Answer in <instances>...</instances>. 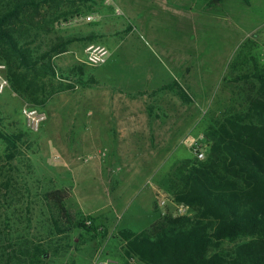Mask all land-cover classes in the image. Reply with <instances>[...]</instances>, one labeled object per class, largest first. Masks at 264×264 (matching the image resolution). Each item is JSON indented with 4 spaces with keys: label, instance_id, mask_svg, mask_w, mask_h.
<instances>
[{
    "label": "rangeland",
    "instance_id": "rangeland-1",
    "mask_svg": "<svg viewBox=\"0 0 264 264\" xmlns=\"http://www.w3.org/2000/svg\"><path fill=\"white\" fill-rule=\"evenodd\" d=\"M117 1L130 19L126 15H115L114 0H76V6L82 12H97L100 22L63 29L56 26L45 40L54 42L57 38L73 39L67 49L72 48L78 54H72L73 59L77 56L80 60L78 67L85 65L83 47L87 44L80 37L92 29L102 30L104 42L101 39L97 42L108 49L107 62L94 68L83 66L84 81H88L93 72L103 76L104 81L112 83L139 80L143 76L139 71L149 68L157 70L161 64L170 65L163 53L169 50H174L182 61L187 60L184 54L193 55L188 57L191 60L189 66L201 68L202 75L214 76L212 102L198 106L187 103L188 112L195 107V118L187 120V132L189 134L191 129L192 133L184 138L177 152L171 153L170 166L162 169L156 177L158 184L159 179L175 163L194 156L195 142L201 145L204 158L207 156L208 148L204 140L206 130L228 110L238 109L242 102L239 88L244 85L234 82V77L240 70H247L253 65L251 58L264 66V0H248V4L243 0H205L210 13H204V16L208 14L209 17L200 18L196 22V31L181 24L173 15H153L151 20L156 27V37L151 32L142 31L137 22L131 19L142 7L146 8L148 19V0ZM173 2L175 0H168L169 5L175 6ZM188 3L189 0L182 1L183 5L188 6ZM127 19L135 23L137 32L135 30L123 38L122 35L133 24H129ZM107 37L120 43L119 48L113 50L111 46L107 47ZM44 47L45 44H42ZM200 50L202 57H195V51ZM232 64L237 67L236 71L231 69ZM5 72L6 66L2 75L7 79ZM158 81L156 78L151 82ZM67 83L74 85L75 82L69 80ZM76 85L78 89L69 91L70 97H75L77 93L80 96L82 89L86 88ZM26 104L38 107L14 93L8 81V87L0 95V132L9 136L21 135V138L16 142L17 154L15 152V159L11 162L4 159L6 144L0 138V167L10 180V188L0 190V228L5 231L19 227L28 233L27 237L51 242L52 249L46 264H100L106 261L113 264H142L135 257L125 256V244L118 237V232L125 228L134 232L147 230L155 217L173 213L175 203L162 191L168 199L166 205L161 208L154 201L149 211L147 193L137 194L136 187L131 184L135 179H143V175L138 176V171L149 170L139 159H131L129 164L110 162L108 165L103 161L104 153L84 151L82 145L69 144L73 130L66 127L67 121L60 119L57 100L53 96L44 106L38 107L46 112L47 119L37 133L29 131L25 126L21 110ZM170 131L173 133L175 129L171 127ZM62 188L70 191L66 201L68 209L75 215L94 217L98 233L75 229L63 235H48L51 222L43 194ZM186 214L191 213L186 210ZM85 220L89 226L91 221L87 218Z\"/></svg>",
    "mask_w": 264,
    "mask_h": 264
},
{
    "label": "trees",
    "instance_id": "trees-1",
    "mask_svg": "<svg viewBox=\"0 0 264 264\" xmlns=\"http://www.w3.org/2000/svg\"><path fill=\"white\" fill-rule=\"evenodd\" d=\"M76 5V0H0V64L6 66L11 90L32 105L44 106L59 92L94 82L84 81L87 65L64 75L53 63L73 39L45 40L60 20L91 13ZM99 38L91 33L80 39L90 45L99 44ZM251 59L253 65L233 79L244 85L239 108L228 110L204 134L207 156L178 161L158 181L172 202L191 214L164 213L142 232L121 229L125 256L142 264H264V66ZM164 89L190 102L176 81ZM0 138L6 144L4 159L13 161L21 135L0 132ZM6 176L0 167V190L10 188ZM69 197L66 188L43 194L51 222L48 235L75 229L98 233L94 217L68 209ZM5 231L0 228V264H46L51 242L27 237L19 227Z\"/></svg>",
    "mask_w": 264,
    "mask_h": 264
},
{
    "label": "crops",
    "instance_id": "crops-1",
    "mask_svg": "<svg viewBox=\"0 0 264 264\" xmlns=\"http://www.w3.org/2000/svg\"><path fill=\"white\" fill-rule=\"evenodd\" d=\"M182 1L175 0L173 2L175 6H171L168 0H148V19L145 7L132 15L131 19L137 22L142 31L154 34L156 27L152 25L153 15L167 16L169 14L177 18L181 24L188 25L196 31V22L200 18L208 19L209 17L208 14L204 16V13H210L207 1L189 0L188 6L183 5ZM114 4H112L114 7L121 9L123 16H127L117 0H114ZM142 15L144 17L141 20ZM130 23L133 22L129 21ZM130 26L129 30L122 35L123 38L133 34L135 30L137 32L135 23ZM87 32L90 33H84L85 36L94 33L104 42L102 30L92 29ZM107 40L105 41L107 47L111 46L113 50L119 48L120 43L117 44L109 37ZM87 45L83 47L84 51ZM173 51L163 52L170 65L160 63V69L149 68L139 71L143 73L139 80L133 81V79L130 83L126 81L112 83L104 81L103 76H97L93 72L89 78H93L94 82L82 89L80 96L76 92L75 97H70L69 91L72 90L62 91L53 96L54 100L55 98L57 100L60 119L67 121L66 127H71L73 130L68 140L69 144L82 145L84 151L104 153L103 161L108 165L110 162L112 164L128 163L131 159L137 158L149 168L142 172L138 171V176L143 175V179H135L136 181L131 183L133 187H136L137 194L147 193L149 211L155 201L156 191L162 192L156 177L162 169L170 166L171 153L177 152L184 138L186 139L192 133L191 129L189 134L187 132L188 118H195V107L192 108L193 110L189 108L190 112H188L187 103L181 101L175 91L166 90L164 87L176 81L190 98L189 104L195 106L212 102L214 99V76L202 75L201 68L194 69L189 66L188 63L191 60H188V57L193 55L184 54L187 57L186 62L178 58ZM72 54L78 55L69 48L65 53L54 58L53 63L59 73L66 75L76 69L80 60L77 56L73 59ZM201 55V50L194 53L195 57H202ZM156 78L159 79L158 82H151ZM77 89L78 87L75 86V90ZM189 113L191 116L188 117ZM80 119H83L82 122L78 121ZM171 127L175 129L173 133L170 131ZM107 180L110 181V179ZM157 219L158 217H155V221Z\"/></svg>",
    "mask_w": 264,
    "mask_h": 264
},
{
    "label": "built area",
    "instance_id": "built-area-1",
    "mask_svg": "<svg viewBox=\"0 0 264 264\" xmlns=\"http://www.w3.org/2000/svg\"><path fill=\"white\" fill-rule=\"evenodd\" d=\"M114 13L117 16L123 15L122 11L117 7L114 8ZM98 22H100L99 14L97 12H91V13L78 14L66 20H60L58 23H56V26L59 29H63V28L76 26L78 24L90 25ZM84 53H85L84 64L87 65L88 67L91 68L99 67L104 65L107 61L108 49L104 45L90 44L85 48ZM4 69L5 66L0 64V95L3 94L6 88L8 87V81L2 75V71ZM21 113L24 118L26 128L33 133H37L40 130L42 124L47 119L45 111L41 110L38 107H33L28 104L23 106ZM193 154L199 160H202L204 158V152L199 143H195V147L193 148ZM155 201L157 202V205L159 207L164 208L168 199L164 193L158 190L156 191L155 194ZM174 206H175V210L172 214H174L175 216L186 214V208L175 204ZM100 264H113V263L106 261V262H101Z\"/></svg>",
    "mask_w": 264,
    "mask_h": 264
},
{
    "label": "water",
    "instance_id": "water-1",
    "mask_svg": "<svg viewBox=\"0 0 264 264\" xmlns=\"http://www.w3.org/2000/svg\"><path fill=\"white\" fill-rule=\"evenodd\" d=\"M213 1L218 2V0H213Z\"/></svg>",
    "mask_w": 264,
    "mask_h": 264
}]
</instances>
